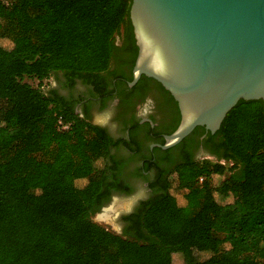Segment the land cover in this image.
Masks as SVG:
<instances>
[{
    "label": "trees",
    "instance_id": "obj_1",
    "mask_svg": "<svg viewBox=\"0 0 264 264\" xmlns=\"http://www.w3.org/2000/svg\"><path fill=\"white\" fill-rule=\"evenodd\" d=\"M129 7L0 0V264H264L260 101L239 100L227 113L214 133L216 161L173 168L185 193L166 184L121 216V234L91 220L109 189L125 192L109 181L116 167L105 164V134L41 84L60 73L68 86L96 85L120 49L116 37L136 57Z\"/></svg>",
    "mask_w": 264,
    "mask_h": 264
},
{
    "label": "water",
    "instance_id": "obj_2",
    "mask_svg": "<svg viewBox=\"0 0 264 264\" xmlns=\"http://www.w3.org/2000/svg\"><path fill=\"white\" fill-rule=\"evenodd\" d=\"M128 18L137 47L128 85L152 79L179 110L161 149L196 127L213 134L239 100L264 108V0H130Z\"/></svg>",
    "mask_w": 264,
    "mask_h": 264
},
{
    "label": "flooded vegetation",
    "instance_id": "obj_3",
    "mask_svg": "<svg viewBox=\"0 0 264 264\" xmlns=\"http://www.w3.org/2000/svg\"><path fill=\"white\" fill-rule=\"evenodd\" d=\"M115 43L120 49L96 85L74 79L73 85L68 86L57 73L59 81L52 75L55 84L48 90L55 91L63 105L105 134V164L116 167L110 171L109 181L125 190H108L110 202L121 199L127 205L119 212L118 226L122 231L125 225L121 216L136 212L142 203L160 195L166 184L171 190L169 178L175 174V166L190 160L216 161L213 152L217 150L218 137L199 127L175 146L161 149L159 145L179 125L177 104L152 79L141 76L129 86L136 57L132 59V45L122 36L116 37Z\"/></svg>",
    "mask_w": 264,
    "mask_h": 264
},
{
    "label": "rangeland",
    "instance_id": "obj_4",
    "mask_svg": "<svg viewBox=\"0 0 264 264\" xmlns=\"http://www.w3.org/2000/svg\"><path fill=\"white\" fill-rule=\"evenodd\" d=\"M52 77V76H51ZM49 78L48 80H44L43 82H42V84H41V89L42 90H45V91H47L48 89H50L55 83H54V81H53V79L54 78ZM27 83H29L31 86H33V87H36L37 86V81L36 80H25ZM208 161H210V162H214V161H212V160H210V159H207ZM169 184H170V188H171V190L176 194V195H181V194H183V193H185L186 192V190L184 189V188H182L180 185H179V183H178V181H177V177H176V175L175 174H172L171 176H170V178H169ZM119 200V201H118ZM124 201L125 200H123V201H121V199H117L116 200V202H121V203H124ZM112 204H114V201H111V202H109V204H107L106 206L107 207H109L110 205H112ZM124 204H126V203H124ZM96 215H97V213L96 214H94L92 217H91V220L93 221V222H95V223H97V224H99V225H101V226H103L104 228H106L107 230H110L111 232H113V233H116V234H118L117 233V226H118V220H116V221H114V225H115V227H113V226H111V225H107V224H104V223H102V222H98L97 220H96Z\"/></svg>",
    "mask_w": 264,
    "mask_h": 264
},
{
    "label": "bare ground",
    "instance_id": "obj_5",
    "mask_svg": "<svg viewBox=\"0 0 264 264\" xmlns=\"http://www.w3.org/2000/svg\"><path fill=\"white\" fill-rule=\"evenodd\" d=\"M127 205L121 202L114 201V204L110 205L109 207H106L102 213H99L96 215V220L98 222H102L107 225H111L115 227L114 221L115 216L118 214L121 209L126 208Z\"/></svg>",
    "mask_w": 264,
    "mask_h": 264
},
{
    "label": "built area",
    "instance_id": "obj_6",
    "mask_svg": "<svg viewBox=\"0 0 264 264\" xmlns=\"http://www.w3.org/2000/svg\"><path fill=\"white\" fill-rule=\"evenodd\" d=\"M68 124L63 122V119L61 118V116H59L57 118V128L58 130H66L68 128ZM221 164H223L224 162H220ZM199 182H201V179H199Z\"/></svg>",
    "mask_w": 264,
    "mask_h": 264
}]
</instances>
